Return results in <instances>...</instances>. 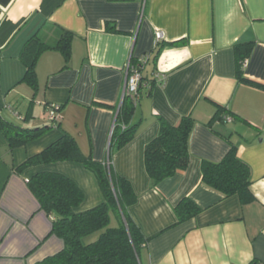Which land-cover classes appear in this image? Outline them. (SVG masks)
I'll use <instances>...</instances> for the list:
<instances>
[{"label":"crops","instance_id":"crops-1","mask_svg":"<svg viewBox=\"0 0 264 264\" xmlns=\"http://www.w3.org/2000/svg\"><path fill=\"white\" fill-rule=\"evenodd\" d=\"M113 25L118 31L107 28ZM63 30L73 33L71 57L66 62L60 50H45L35 91L23 81L21 52L34 35L55 46ZM157 31L164 46L154 60ZM238 43H252L244 74L264 84V0H0V115L42 126L49 123L47 104H62L60 126L22 146L12 148L0 127V264H37L65 247L29 187L36 173L73 179L84 192L75 212L105 201L81 162L17 168L64 132L85 154L106 160L128 64L146 54L152 58L143 71L138 132L112 155L138 195L130 214L148 239L141 263L264 264V89L238 78ZM218 105L230 120L213 119ZM186 115L195 121L188 167L153 186L145 148L159 132V116L178 124ZM232 144L251 168L249 201L203 182L202 161L222 160ZM185 197L202 210L179 221L174 207Z\"/></svg>","mask_w":264,"mask_h":264},{"label":"trees","instance_id":"trees-1","mask_svg":"<svg viewBox=\"0 0 264 264\" xmlns=\"http://www.w3.org/2000/svg\"><path fill=\"white\" fill-rule=\"evenodd\" d=\"M107 28L118 31L115 25ZM72 39L73 33L68 30H63L55 46L48 45L38 35L31 37L21 52V59L27 67L23 81L37 91V63L41 54L47 49H58L68 62L71 57ZM161 40L155 44L152 52L154 60L164 46ZM251 50L252 43L235 45L238 78L244 83L264 89V84L244 74L245 59L248 58ZM146 56L149 57L142 69L138 98L136 100L126 95L122 99L106 160L98 161L93 158L92 153L85 154L75 136L64 132L62 137L43 151L29 157L17 168L21 171L31 165L64 160L81 162L95 174L105 198L103 203L95 207L75 212L74 207L83 201L84 192L73 179L54 171H42L28 179L29 187L38 198L41 207L53 219L52 232L65 241V247L61 251L37 264H142L140 251L147 245L148 239L130 214V207L137 202L138 195L132 182L115 170L112 155L134 139L138 132L140 120H135V114L147 78L143 75V71L152 58L151 54ZM133 64L139 63L135 61ZM151 87L152 84L149 86V91ZM58 104L57 113L60 115L62 104ZM224 112L225 109L218 105L213 119L223 120ZM48 121L49 123L42 126L26 127L0 115V127L12 148L38 138L53 126H60V119ZM159 121L157 136L145 148L146 169L151 176L153 186L174 175L178 170L188 167L191 156L189 139L195 123L192 115L183 116L178 124H172L162 116H159ZM202 174L203 182L222 192L224 196L238 194L242 201L253 198L250 188L251 168L240 158L238 146L235 144H232L218 162L204 159ZM174 210L179 221H184L196 216L202 208L190 197H185L174 207ZM112 217L116 220L114 226L111 225ZM96 232L100 233L95 240L89 242L85 240Z\"/></svg>","mask_w":264,"mask_h":264},{"label":"built area","instance_id":"built-area-1","mask_svg":"<svg viewBox=\"0 0 264 264\" xmlns=\"http://www.w3.org/2000/svg\"><path fill=\"white\" fill-rule=\"evenodd\" d=\"M163 38V33L162 31H157L156 32V38H155V44L160 41ZM149 56L144 55L139 61V64H133L129 63L128 68H127V77H126V82H125V87L123 91V98L126 95L132 96L137 100L138 98V88L139 84L142 78V69L144 64L147 62ZM247 60H245V63ZM59 108L58 103H49L47 104V110H48V119H60V115H58L57 111ZM232 117L230 116H225L224 119L230 120Z\"/></svg>","mask_w":264,"mask_h":264},{"label":"rangeland","instance_id":"rangeland-1","mask_svg":"<svg viewBox=\"0 0 264 264\" xmlns=\"http://www.w3.org/2000/svg\"><path fill=\"white\" fill-rule=\"evenodd\" d=\"M111 225L112 226L116 225V220L114 219V217H112V224ZM99 233L100 232L93 233L92 235L88 236L85 240L87 242L93 241V240H95L98 237Z\"/></svg>","mask_w":264,"mask_h":264}]
</instances>
